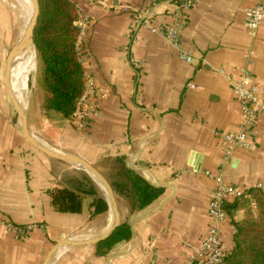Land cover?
I'll use <instances>...</instances> for the list:
<instances>
[{"label": "crops", "instance_id": "0c3cea01", "mask_svg": "<svg viewBox=\"0 0 264 264\" xmlns=\"http://www.w3.org/2000/svg\"><path fill=\"white\" fill-rule=\"evenodd\" d=\"M1 1L0 220L31 229L17 239L0 223V264H43L63 242L96 237L99 227L103 232L110 208L106 217L92 218L87 197L79 213L54 208V190L74 189L75 175L86 173L39 152L20 131L16 104L23 102L22 82L27 89L30 56L28 50L19 56L8 95V64L22 35L15 12ZM73 1L85 23L79 48L96 94L86 104L81 128L63 117H41L33 126L36 134L105 176L108 163L124 157L129 168L165 193L155 205L125 219L128 206L113 184L123 222L136 220L134 242L107 255H98L96 248L68 247L50 264H201L192 258L212 225L209 205L217 187L207 173L221 175L244 192L264 189V113L248 130L253 150L236 149L227 160L224 139L241 128L233 82L242 79L244 70L264 101V21L255 33L246 23L247 10L259 0H196L176 45L166 36L175 23L176 0ZM19 3L29 6L28 0ZM146 10L153 11L150 17ZM242 217L239 212L235 218ZM234 234L228 216L221 225L225 255L234 248Z\"/></svg>", "mask_w": 264, "mask_h": 264}, {"label": "trees", "instance_id": "16d2710c", "mask_svg": "<svg viewBox=\"0 0 264 264\" xmlns=\"http://www.w3.org/2000/svg\"><path fill=\"white\" fill-rule=\"evenodd\" d=\"M38 1L40 12L34 44L38 63L37 82L41 74L43 114L46 119L63 117L71 120L88 81L79 48L83 32L79 26L80 10L73 0ZM105 173L127 204L128 219L155 205L165 193L164 188L150 184L129 168L124 157L109 162ZM86 197L90 198L92 218L107 216L109 205L104 192L86 174L76 181L74 189H55L52 203L58 212L79 213L82 211V200ZM225 210L232 219L235 234L234 248L222 264H264V189L255 187L245 191L242 196L227 202ZM239 212H243V217L236 220ZM131 236V227L125 221L108 239L98 244L96 253L110 254L118 245L129 242Z\"/></svg>", "mask_w": 264, "mask_h": 264}, {"label": "built area", "instance_id": "2783aa9c", "mask_svg": "<svg viewBox=\"0 0 264 264\" xmlns=\"http://www.w3.org/2000/svg\"><path fill=\"white\" fill-rule=\"evenodd\" d=\"M98 3H103L102 0H96ZM196 0H185L179 2L177 12L175 13V23L167 32L168 39L177 44L179 30L186 20V12L193 8ZM152 10H146L144 15L150 17ZM264 21V0H259L258 3L247 10L246 23L252 32H256ZM81 22L79 26L83 29L85 23ZM221 73L224 74L223 71ZM228 79H231L227 76ZM233 87L240 103L242 114V124L238 132L230 133L225 136V142L229 145L230 151L227 153V160L230 159L232 152L236 149L253 150V144L248 138V130L255 125L256 116L259 113H264V101L262 99V90L252 84L249 74L246 70L243 71L241 80L233 82ZM96 94V88L87 81L86 91L78 102L77 109L73 114L72 121L74 125L81 128L86 116V104L90 97ZM209 177H214L217 182V187L214 190L209 211L212 218L208 236L202 246L193 256L192 261L199 260L201 264H222L225 254L222 249L221 225L228 218L225 210V205L230 199H235L242 196L245 192L241 189L228 185L221 175L213 176L207 173ZM7 232L12 233L17 239H22L26 231L31 229V226H21L11 221H1Z\"/></svg>", "mask_w": 264, "mask_h": 264}, {"label": "water", "instance_id": "95a60500", "mask_svg": "<svg viewBox=\"0 0 264 264\" xmlns=\"http://www.w3.org/2000/svg\"><path fill=\"white\" fill-rule=\"evenodd\" d=\"M34 5V13L33 17L29 23V26L27 27L26 33L24 38L22 39L21 43L18 45V47L12 52L9 64H8V70H7V77H6V92L8 95H10L13 92L12 87V68L13 64L16 61L17 57L24 52V50L30 45L34 44V31L37 24V20L39 17L40 7H39V1L38 0H32ZM18 124L20 131L22 135L28 140V142L31 144L33 148L38 150L39 152L45 154L46 156L64 162L66 164L71 165L72 167L76 168L75 165H79L84 168V170H78L83 171L86 173L89 177H91L97 184L98 182L105 186V188L110 193V199L108 198V195L106 196L109 208H110V214L113 218L112 225L102 234L99 236L93 237L90 240H87L85 242H75L69 245V247H78V246H86L88 248H96L99 243L105 241L108 239L113 232L123 223V215H122V208H121V202L120 197L118 194V191L116 187L113 185V183L109 180L107 176H105L98 168H96L93 164L86 162L76 156L66 154L64 152H61L59 150H56L53 148L47 141L37 136L31 129L29 125L28 118L26 121H22L18 119ZM133 168V167H132ZM134 169V168H133ZM98 181V182H97ZM99 185V184H98ZM140 219V218H139ZM138 220V219H137ZM127 223L131 227V243L134 242V236H133V229L136 223V220H133V222L127 221ZM69 241V240H68ZM68 241L63 242L62 244L56 246L53 248L50 253L46 256L43 264L48 263L53 259L55 254L62 248V246L66 245ZM66 249L63 250L61 255L65 252ZM60 255V256H61Z\"/></svg>", "mask_w": 264, "mask_h": 264}, {"label": "bare ground", "instance_id": "6f19581e", "mask_svg": "<svg viewBox=\"0 0 264 264\" xmlns=\"http://www.w3.org/2000/svg\"><path fill=\"white\" fill-rule=\"evenodd\" d=\"M4 1L6 2L7 7L15 12L16 18H17V22H18V24L20 26V29H21V35L22 36H21L19 42L15 46V49H16L18 47V45L21 43L22 39L24 38L26 30H27V27L29 26V23H30V21H31V19L33 17L34 5H33L32 0H28L29 1V6H28V8L26 10L19 3L20 0H4ZM27 50L29 51V56H30V74H29V78H28V82H27V89L25 87L24 82H22V84H21V92L24 93L23 102H22V104H20V102H18L16 104L17 109H18L19 119L22 120V121H26V119L28 118V110H29V106H30V103H31V100H32V97H33V90H35V88L37 87V74H38V63H37L36 50L34 48V45L30 44L24 51H27ZM19 56L17 57L16 61L13 64L12 76H13L14 68L20 62ZM27 67H28V71H29V64H27ZM24 88H25V90H24ZM75 167L80 169V170H84V168L79 166V165H75ZM98 184H99L100 188L102 189V191L104 192V194H106V196L108 195V198L110 199L109 191L105 188L104 185L100 184L99 182H98ZM112 223H113V218L110 215L109 218H108L106 227L104 228L103 232H105L112 225ZM93 237H95V236L94 235H79V236H76V237L72 238L71 240L68 241V243L66 245L62 246V248L55 254L53 259L51 261H49L48 263H46V264H50L53 260L57 259L61 255L63 250L65 248H68L69 245H71L72 243L85 242L87 240L92 239Z\"/></svg>", "mask_w": 264, "mask_h": 264}, {"label": "rangeland", "instance_id": "374dc122", "mask_svg": "<svg viewBox=\"0 0 264 264\" xmlns=\"http://www.w3.org/2000/svg\"><path fill=\"white\" fill-rule=\"evenodd\" d=\"M1 1V0H0ZM2 2V1H1ZM3 3V2H2ZM24 8L27 10V5H24ZM84 28V27H83ZM82 59V58H81ZM41 75V74H40ZM40 75H39V78H38V84H37V87L35 88V90H33V97H32V100H31V103H30V106H29V110H28V120H29V125L32 129V131L36 134V130L34 129V124L39 122V119L42 117V118H45L44 117V114L43 112L41 113L40 112V107L42 105V83H41V80H40ZM43 111V110H42ZM37 135V134H36ZM39 136V135H37ZM40 138H42L41 136H39ZM43 139V138H42ZM71 166V165H69ZM72 167V166H71ZM74 168V167H72ZM75 170V168H74ZM71 174V173H70ZM79 175H75V178H74V186H76V181H78L79 179ZM73 181V182H74ZM125 219H128V218H125ZM106 223V222H105ZM102 226V225H101ZM101 229V230H100ZM102 232V227H99L97 229V232H96V235L99 236ZM125 245V243L123 244H120L118 246H123ZM117 246V247H118Z\"/></svg>", "mask_w": 264, "mask_h": 264}]
</instances>
